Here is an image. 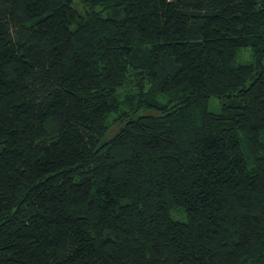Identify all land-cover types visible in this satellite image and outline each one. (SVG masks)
<instances>
[{
    "label": "trees",
    "instance_id": "16d2710c",
    "mask_svg": "<svg viewBox=\"0 0 264 264\" xmlns=\"http://www.w3.org/2000/svg\"><path fill=\"white\" fill-rule=\"evenodd\" d=\"M0 264H264V0H0Z\"/></svg>",
    "mask_w": 264,
    "mask_h": 264
},
{
    "label": "rangeland",
    "instance_id": "374dc122",
    "mask_svg": "<svg viewBox=\"0 0 264 264\" xmlns=\"http://www.w3.org/2000/svg\"><path fill=\"white\" fill-rule=\"evenodd\" d=\"M248 58H249V52L248 51H246V52H244L243 53V55L241 56V59L242 60H248ZM212 103V102H211ZM210 108L212 109V110H216V103H212L211 104V106H210Z\"/></svg>",
    "mask_w": 264,
    "mask_h": 264
}]
</instances>
